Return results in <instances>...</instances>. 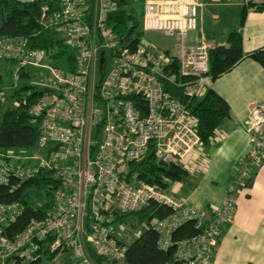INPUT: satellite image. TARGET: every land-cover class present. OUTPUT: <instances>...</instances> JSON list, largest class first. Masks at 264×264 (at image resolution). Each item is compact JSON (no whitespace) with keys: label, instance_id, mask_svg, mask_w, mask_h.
<instances>
[{"label":"built area","instance_id":"1","mask_svg":"<svg viewBox=\"0 0 264 264\" xmlns=\"http://www.w3.org/2000/svg\"><path fill=\"white\" fill-rule=\"evenodd\" d=\"M201 7L199 0H142L141 30L174 39L183 82L166 72L173 62L170 54L143 43L142 35L137 41H122L107 26L109 14L117 9L115 0H62L58 10L42 8L41 22L75 51L72 72L52 66L45 52L30 49L26 39L0 36V60L15 62L17 69H43L51 78L29 82L40 92L27 109L30 123L38 126L35 150L41 153L0 150V186L12 191L40 169L53 170L60 181L52 212L31 220L12 240L4 228L17 220L22 208L17 202H0V264H30L43 242H50V252L67 254L68 264H96L92 252L120 262L126 251L120 238L125 234L123 225L114 224L116 215L138 211L149 202L172 210L165 219L150 221L159 234V249L169 252L174 247L180 264L209 263L234 209L237 183L249 178L264 158V108L249 109L244 126L249 152L236 168V184L218 207L198 210L169 188L131 173V165L141 163L149 151L159 163L189 172L197 166L189 162L204 148L197 121L164 84L183 87L188 98L203 97L208 88L209 50L224 44L186 43L188 33L196 30ZM5 103L0 88V109ZM218 140L215 131L210 142ZM206 219L203 234L172 241V232L183 222L201 225ZM52 264H62L61 258Z\"/></svg>","mask_w":264,"mask_h":264},{"label":"trees","instance_id":"2","mask_svg":"<svg viewBox=\"0 0 264 264\" xmlns=\"http://www.w3.org/2000/svg\"><path fill=\"white\" fill-rule=\"evenodd\" d=\"M117 9L109 14L107 26L122 41H129L143 35L141 30V16L134 8L127 7L126 0H115ZM62 0H32L22 2L19 0H0V36L7 38L21 37L27 40L30 49H40L50 64L72 72L75 66V51L69 48L63 39L51 28L46 27L40 20L41 10L48 7L50 11L60 8ZM264 9V0H246L241 10L238 25L225 38V45L209 50V76L211 80L217 79L222 74L232 69L244 57H249L264 69V48L244 55L242 51L243 27L248 10L261 12ZM167 55L169 51L165 52ZM171 55V54H170ZM173 62L166 68V72L175 76L176 82L182 81L178 74V64L175 55H171ZM37 69V70H36ZM104 68L101 67L102 73ZM45 70L34 67L17 69L13 61L0 60V88L6 94V103L0 109V150H13L23 154L35 153L39 131L37 125L30 123L28 104L40 92L29 84L35 80L36 72ZM38 80V79H37ZM165 90L183 103L190 114L196 119L197 133L204 145H210V139L219 129L223 121L228 118L230 108L228 104L211 89L207 88L203 97L184 96L183 87L174 84H164ZM30 92L29 96H26ZM142 100V115L145 107ZM131 173H136L138 178L148 184H157L164 189L171 183H188V172L179 165L163 164L156 162L151 151L139 164L131 165ZM60 181L55 172L49 169H40L31 178L25 180L12 191L0 186V202L5 204L19 203L22 208L17 220L4 228V235L12 240L25 230L31 220L45 218L54 208V192L59 187ZM172 210L164 205L149 202L138 211L117 214L115 225H123L124 236L120 242L126 246L123 259L111 261L103 259L92 252L96 264H180L174 258V247L169 254L158 247L159 234L149 225L153 219H165ZM209 218V217H208ZM208 225L206 219L197 224L194 220L183 222L172 232V241L190 239L205 232ZM133 231L139 234L130 239ZM46 243V245H45ZM47 243L43 242L37 257L30 264H52L57 256L56 252L48 250ZM67 254L61 259L62 264H68Z\"/></svg>","mask_w":264,"mask_h":264},{"label":"crops","instance_id":"3","mask_svg":"<svg viewBox=\"0 0 264 264\" xmlns=\"http://www.w3.org/2000/svg\"><path fill=\"white\" fill-rule=\"evenodd\" d=\"M199 1L202 7L198 10L197 27L189 33L200 35L188 37V44L204 40L215 46L225 45V38L238 25L246 0ZM225 14L231 17L224 19ZM240 32L244 55L264 48V9L248 10ZM208 88L228 104L229 116L217 129L219 140L189 158L190 163L197 164L192 172L187 171L191 186L170 184L177 198L204 211L220 206L228 189L236 184V168L250 148L244 131L249 109L264 108V69L244 57L228 72L211 80ZM236 188L234 209L208 264H264V158Z\"/></svg>","mask_w":264,"mask_h":264},{"label":"rangeland","instance_id":"4","mask_svg":"<svg viewBox=\"0 0 264 264\" xmlns=\"http://www.w3.org/2000/svg\"><path fill=\"white\" fill-rule=\"evenodd\" d=\"M126 1H127L128 9L134 8L138 13H140V14L142 13V0H126ZM226 17L229 19L231 16H230V14L229 15L225 14L224 19ZM199 35H200L199 32H197V33L193 32V33H189L188 37H189V39H192L193 37H199ZM141 39H142L143 43H146V44L151 45L154 48H156L158 53L169 51V53L171 55H175V56L177 55V51L175 50V46H174L175 41L173 38L166 37L163 34L157 33V32H143ZM186 43L188 44V39L186 40ZM110 65H111V59L108 57L105 69L108 70ZM47 74H48V72H46V71H43V72L38 71L35 73V80H33V81H37V79H41V77H48V79L50 80L51 78ZM36 151L41 153L40 150L36 149ZM169 189L171 192H173L171 190V185H170ZM138 234H139V231L131 232L130 238L128 240L135 238ZM64 257H65V255H63V254L62 255L58 254L56 256L57 260H60V258L62 259Z\"/></svg>","mask_w":264,"mask_h":264},{"label":"water","instance_id":"5","mask_svg":"<svg viewBox=\"0 0 264 264\" xmlns=\"http://www.w3.org/2000/svg\"><path fill=\"white\" fill-rule=\"evenodd\" d=\"M169 254V252H167Z\"/></svg>","mask_w":264,"mask_h":264}]
</instances>
